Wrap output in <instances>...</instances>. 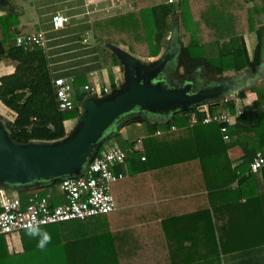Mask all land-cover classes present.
Here are the masks:
<instances>
[{
	"label": "trees",
	"instance_id": "trees-1",
	"mask_svg": "<svg viewBox=\"0 0 264 264\" xmlns=\"http://www.w3.org/2000/svg\"><path fill=\"white\" fill-rule=\"evenodd\" d=\"M17 1L8 0L9 9L0 16V65L15 68L0 78V101L16 117L0 118L18 142L61 140L67 136L65 122L79 117V103L88 95L85 87L95 83L88 74L74 76L73 108L60 109L47 51L17 45L25 34L18 29L22 5ZM137 4L136 11L91 25L100 69L110 72L113 88H117L113 69L123 68L110 47L123 45L140 58H157L169 44L177 20L179 38L186 42L184 70L216 76L246 70L255 74L262 66L264 0H137ZM246 39L255 42L251 56ZM249 92L257 95V101L243 107L228 141L221 132L223 125L201 123L199 108L152 116L159 120L141 116L143 151L133 155L130 176L112 187L118 210L39 227L51 235L43 249L37 246L40 237L27 230L20 234L22 252L17 254L0 236V264H221V256L230 252L221 235L230 224L219 222L220 217L231 216L243 200L246 205L264 203L259 190L264 178L250 171L254 157L264 151V80L238 98L244 100ZM207 106L212 115L237 113L229 99ZM191 114L198 117L197 125H190ZM112 142L123 149L137 144L117 134L100 146L96 156ZM235 147L244 151L238 165L229 156ZM119 167L116 173H124ZM59 183L18 193L24 204L35 194L56 197Z\"/></svg>",
	"mask_w": 264,
	"mask_h": 264
},
{
	"label": "water",
	"instance_id": "water-1",
	"mask_svg": "<svg viewBox=\"0 0 264 264\" xmlns=\"http://www.w3.org/2000/svg\"><path fill=\"white\" fill-rule=\"evenodd\" d=\"M7 6V0H0V7ZM179 40L177 20L168 48L153 61H142L119 47H110L123 66L124 83L102 97L85 96L79 103L74 129L61 140L18 142L0 118V188L19 192L80 177L106 140L126 126L142 123L141 117L126 121L129 115L189 112L211 102L236 98L264 80L263 61L255 74L246 70L204 80L196 76L198 71H189L194 72L193 79L172 85L177 82L167 80L170 62L175 59L177 67H183V45Z\"/></svg>",
	"mask_w": 264,
	"mask_h": 264
},
{
	"label": "crops",
	"instance_id": "crops-1",
	"mask_svg": "<svg viewBox=\"0 0 264 264\" xmlns=\"http://www.w3.org/2000/svg\"><path fill=\"white\" fill-rule=\"evenodd\" d=\"M7 3V7H0V16L4 15L6 10L9 9L10 5L8 0ZM17 4H23V6H21L19 9L21 17L19 18L20 24L18 27L19 30H23V32H25V34L22 36L24 37L40 32L45 33L48 41L47 49L45 50L50 56L52 71L55 78H73L79 74H88L93 78V82L95 83L94 87L100 86L98 85V80L101 79V82L103 83L101 89L109 88L110 91L116 89L112 87L110 72L108 70L100 69L98 59H96V61L98 60L97 64L88 62L86 64L80 65L75 62L73 65H71L70 69H55L53 64L55 58L58 56L61 57L62 61H66L65 63H67L68 60L63 59L62 57L68 56L70 57V60L72 58L71 52L87 51L95 53V45L91 40V25L94 21H96V19H98V15L112 17L136 11L138 10L137 0H23L22 2L19 0L17 1ZM59 14L68 17L70 23L63 30L55 31L53 29L52 19L55 15ZM70 30H72V33H70ZM64 39L68 40L64 41ZM248 41L250 42V40ZM116 47L128 51L123 45ZM95 55L97 54L95 53ZM122 71L124 74V70H121L120 67H115L113 69L117 88H119L124 83V77H121ZM14 72L15 68L13 66H7L4 64L0 65V78L11 75ZM120 80H123V83L119 86ZM229 100H233L237 108L236 114H231L229 111L225 112L233 117L230 128L234 130L239 117L238 112L242 111L244 106L254 105V103L257 101V95L255 93L249 92L244 100H241L238 97L230 98ZM0 115L6 118L10 116L12 120L16 117V115L6 106H4L1 101ZM149 119L159 120L152 116H150ZM75 125V120H69L65 122L67 134H69L74 129ZM136 126L137 127L134 130L130 125L124 131H121L120 134L124 139L136 140V146H140V151H143V140L145 139V134L143 133L141 124L137 123ZM112 143L113 145L110 144L109 146H106V149L102 154L107 152L115 145H118L115 142ZM229 156L233 163L238 165L242 162L244 151L240 147H235L229 150ZM123 167L125 169V176L129 177L131 174L129 166ZM118 169L121 170V167L116 168L117 171ZM259 176L263 180L264 172H260ZM115 185L117 186L115 183L113 187H115ZM259 190L260 192L264 193V187L260 186ZM59 192L60 194L54 197V200L56 201H58L62 196L61 191ZM14 195L19 196V193L14 192ZM231 211V216H229V214H224L219 220V222L222 224H230V228H227L226 231H222L221 235V243L230 247V252L221 256V264H264V203L259 202V204L246 205L243 200L242 203L236 205ZM242 212L246 213L247 215H244Z\"/></svg>",
	"mask_w": 264,
	"mask_h": 264
},
{
	"label": "built area",
	"instance_id": "built-area-1",
	"mask_svg": "<svg viewBox=\"0 0 264 264\" xmlns=\"http://www.w3.org/2000/svg\"><path fill=\"white\" fill-rule=\"evenodd\" d=\"M172 2V0H170ZM70 20L64 15H55L52 19L55 31L63 30ZM17 45L28 49L38 46L47 49L48 41L45 33L22 36L17 39ZM74 79L70 77H58L54 79L59 107L61 110L73 108ZM88 95L102 97L109 93V88L101 89L86 86ZM202 114L201 123L204 125L219 123L223 125L221 132L225 140H229L228 133L233 117L228 113L212 115L207 105L200 106ZM238 112V116L242 115ZM190 125H197L199 119L195 114L189 116ZM172 127V130H175ZM162 132L158 131L157 135ZM140 144V143H139ZM140 151V146L123 149L118 145L110 148L100 157H95L85 168L83 174L76 178L60 180L59 189L61 198L56 201L53 195L40 196L35 194L27 204L18 195H11L9 190L0 188V236L9 241L15 235L28 230L30 226H50L71 221H83L92 217L107 215L118 210L112 187L125 177L123 173H116L119 166H129L133 155ZM144 161L145 158L143 157ZM264 169V151L257 153L250 163V171L260 173Z\"/></svg>",
	"mask_w": 264,
	"mask_h": 264
},
{
	"label": "rangeland",
	"instance_id": "rangeland-1",
	"mask_svg": "<svg viewBox=\"0 0 264 264\" xmlns=\"http://www.w3.org/2000/svg\"><path fill=\"white\" fill-rule=\"evenodd\" d=\"M22 6H23V4H22ZM103 17V18H102ZM105 18H107V17H104L103 15H98V19H96V20H100V19H105ZM177 19H178V17H177ZM72 30H70V33H72L71 32ZM171 37V36H170ZM75 38V37H74ZM92 38V37H91ZM65 40H68V39H64V41ZM92 41H93V38L91 39ZM179 42H181L182 43V45H183V47L186 45V42L182 39V40H179ZM246 42H247V48H248V52H249V55L251 56V54H252V51H253V48H254V44H255V42L253 43L252 41H248L247 39H246ZM93 44H94V42H93ZM95 45V44H94ZM127 48V47H126ZM168 48V44H167V47H165L164 48V50H163V52L166 50ZM62 49H65V48H62ZM59 50H61V49H59ZM127 52H129V49L127 48ZM162 52V53H163ZM130 53V52H129ZM132 54V53H131ZM162 55V54H161ZM160 55V56H161ZM134 56H136L137 58H139L140 59V57H138L137 55H134ZM159 56V57H160ZM71 59L69 60V58L70 57H68V56H63L62 58L63 59H67L68 61H67V63H65L66 61H62L61 60V57L60 56H58V57H56L55 58V60H54V64H53V66L55 67V69H59V68H64V69H70V67H71V65H73L75 62L76 63H78V64H80V65H82V64H86V63H88V62H90V63H93V64H97V62H98V60L96 61V59H98V56L97 55H95V53L94 52H87V51H79V52H71ZM159 57H157V58H159ZM157 58H152V59H143V58H141V60L142 61H153V60H155V59H157ZM69 63V64H68ZM198 74H200V73H203V71H201V70H198ZM177 73H178V75H181V77L183 76H185V75H188V74H186L185 72H184V70L183 69H179L178 71H177ZM121 77L123 78L124 77V74H123V71H122V73H121ZM208 77H211V76H208ZM102 80L100 79V80H98V85H100L99 86V88H101L102 87V85H103V83L101 82ZM100 83H102V84H100ZM123 83V80L121 81L120 80V82H119V86L121 85ZM107 86V85H106ZM103 87H105V86H103ZM144 117H146V118H150V117H148V115H143ZM4 119H12L10 116H8V118H6V117H4ZM3 121V120H2ZM76 121V123H77V119L75 120ZM137 124V123H136ZM136 124H133V125H131L132 126V128L135 130L136 129ZM129 126H126L124 129H122V131H124L126 128H128ZM113 145V143H109L108 144V146L109 145ZM11 195H14V192H9ZM8 245H9V251L11 252V253H18V252H22V243H21V236L20 235H15V236H13L12 238H10L9 239V241H8ZM166 262V261H165ZM159 264H161V263H159Z\"/></svg>",
	"mask_w": 264,
	"mask_h": 264
},
{
	"label": "flooded vegetation",
	"instance_id": "flooded-vegetation-1",
	"mask_svg": "<svg viewBox=\"0 0 264 264\" xmlns=\"http://www.w3.org/2000/svg\"><path fill=\"white\" fill-rule=\"evenodd\" d=\"M177 65H178V61L174 59V60H172L170 62L169 67H168V70H167V73H168V79L167 80L169 82L170 81L172 82L173 80H175L177 82V84L172 83V85H180V84L182 85V81L183 80H185V79H193L195 77V75L193 74L194 72L193 73H190L189 71L184 70L183 67L182 68H178ZM179 69H183L184 72L186 74H188V75H185L184 77L183 76L181 77V75H178V73H177V71ZM196 76H198L199 79L201 78V79H204V80H208L209 78L207 76H210V75L207 74L204 71L203 73L197 74ZM141 116H143V113H140V112L133 113V114H131V115H129L127 117L126 121L127 120L130 121V120L136 119V118L141 117Z\"/></svg>",
	"mask_w": 264,
	"mask_h": 264
},
{
	"label": "clouds",
	"instance_id": "clouds-1",
	"mask_svg": "<svg viewBox=\"0 0 264 264\" xmlns=\"http://www.w3.org/2000/svg\"><path fill=\"white\" fill-rule=\"evenodd\" d=\"M28 234L32 237H40L38 240V247L43 249L48 243L51 242V235L46 231H41L38 226H30L28 228Z\"/></svg>",
	"mask_w": 264,
	"mask_h": 264
}]
</instances>
